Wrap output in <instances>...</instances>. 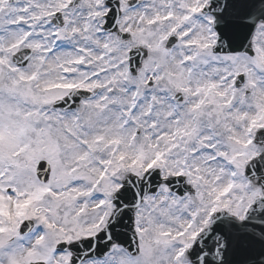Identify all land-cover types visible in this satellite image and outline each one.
I'll use <instances>...</instances> for the list:
<instances>
[{"label":"snow or ice","instance_id":"snow-or-ice-1","mask_svg":"<svg viewBox=\"0 0 264 264\" xmlns=\"http://www.w3.org/2000/svg\"><path fill=\"white\" fill-rule=\"evenodd\" d=\"M0 264H264V0H0Z\"/></svg>","mask_w":264,"mask_h":264}]
</instances>
